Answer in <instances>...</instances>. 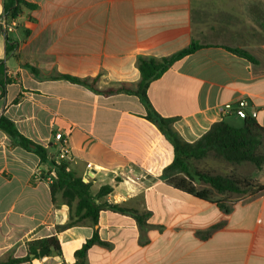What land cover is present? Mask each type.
<instances>
[{
  "label": "crops",
  "instance_id": "crops-1",
  "mask_svg": "<svg viewBox=\"0 0 264 264\" xmlns=\"http://www.w3.org/2000/svg\"><path fill=\"white\" fill-rule=\"evenodd\" d=\"M25 1L36 8L0 36V61L13 81L0 116L35 144L53 146L54 157V134L69 135L68 169L91 185L95 202L147 216L141 226L134 215L105 207L98 218L103 244L91 247L83 264H264V188L209 201L179 190L172 179L196 192L210 187L178 171L165 176L174 147L137 95H105L60 77L96 80L101 92L136 84L139 58L161 60L200 44L205 48L151 83L153 110L186 143L222 121L242 127L235 110L222 114L227 104L246 102L244 111L264 129V0ZM7 36L15 45L9 56ZM210 162L192 161L191 170L206 173ZM234 167L226 176L236 174ZM49 171L0 131V264L26 257L30 242L53 237L61 254L20 264H77L75 253L93 237L89 225L67 227L69 206L60 195L53 200L43 177ZM248 171L244 179L264 186V165ZM104 187L111 193L97 198Z\"/></svg>",
  "mask_w": 264,
  "mask_h": 264
},
{
  "label": "trees",
  "instance_id": "trees-1",
  "mask_svg": "<svg viewBox=\"0 0 264 264\" xmlns=\"http://www.w3.org/2000/svg\"><path fill=\"white\" fill-rule=\"evenodd\" d=\"M36 5L26 2L25 0H4L3 14L11 20H18L24 10H33ZM3 28L0 24V36L4 35ZM6 35V34H5ZM15 45L7 36V56L14 50ZM205 48L200 44H191L186 49L161 60L154 58H139L138 68L140 71V80L136 84L123 83L117 88H110L105 91H98L95 87L96 80L92 84L87 80H81L69 76H60L75 83H80L91 87L93 90L111 95L115 93H128L137 95L145 104L148 110V118L157 124L166 138L172 143L175 150V158L173 164L165 170V176L170 172L178 171L182 175H186L189 181L203 182L210 187V190L196 192L191 184H186L184 180L175 182V187L184 191L196 198L210 200L214 196H229V195H250L254 196L260 193L264 186L259 183H252L246 179H236L228 176H215L208 173L192 172L191 162L204 159H214L224 161L232 166L242 167L251 165L256 170H261L264 165L263 137L264 129L257 123L256 119L251 116H246L242 127L235 128L226 122H219L211 127V129L203 135L195 143L182 142L177 135L171 130L169 119H164L155 112L150 104L147 91L151 83L159 79L166 73L177 61L195 53L196 51ZM227 50L238 54L250 61L254 59L247 52L226 47ZM13 81L7 75V68L4 60L0 61V100L6 96L7 87ZM0 131L7 134L11 140L18 146L34 152L41 159V163L48 164L51 171L44 174L47 179L51 172L55 173L54 182L50 185L53 200L56 195H60L62 201L69 206V221L67 227L78 225H89L94 228V235L90 240H87L82 248L75 253L77 264H83L87 252L94 245H102V241L98 234V218L100 212L109 207L120 212L130 213L136 217L141 226L145 224L146 215L139 214L136 211L125 210L113 205H99L90 196L91 185L84 182L74 172L68 169L66 162L58 163L55 157L51 155L50 150L53 146L43 147L35 144L25 136H23L15 124L5 116H0ZM111 193L110 187L102 188L97 194V198H102ZM217 205L225 212L227 208L222 202ZM55 247L54 251H49V254H61L59 242L56 238H48L35 240L28 245V254L23 258H10L2 264H20L32 260L39 259V252L49 250Z\"/></svg>",
  "mask_w": 264,
  "mask_h": 264
},
{
  "label": "built area",
  "instance_id": "built-area-1",
  "mask_svg": "<svg viewBox=\"0 0 264 264\" xmlns=\"http://www.w3.org/2000/svg\"><path fill=\"white\" fill-rule=\"evenodd\" d=\"M0 24L3 28V31L6 35L14 32L18 26L17 20H11L5 16L0 17ZM246 102H239L235 107L232 104H227L222 108V114H227L232 110H235L236 115L244 119L247 114L244 111ZM55 143L59 146L58 154L55 157L56 162H66L71 157V147L69 145V135L64 134L63 132H57L53 136ZM55 173L51 172V175L46 179V182L51 184L54 181Z\"/></svg>",
  "mask_w": 264,
  "mask_h": 264
},
{
  "label": "rangeland",
  "instance_id": "rangeland-1",
  "mask_svg": "<svg viewBox=\"0 0 264 264\" xmlns=\"http://www.w3.org/2000/svg\"><path fill=\"white\" fill-rule=\"evenodd\" d=\"M210 160H211L210 164H208L207 167H205L206 173L211 174V175H215V176H226L229 174V171H230L229 168L232 165L227 164L224 161L214 160L212 158H210ZM251 167H252L251 165H246V166H242V167H234L236 174H233L232 177H235L236 179H241V180L244 179V177L249 174L248 170H250ZM51 184H53V183H51Z\"/></svg>",
  "mask_w": 264,
  "mask_h": 264
},
{
  "label": "water",
  "instance_id": "water-1",
  "mask_svg": "<svg viewBox=\"0 0 264 264\" xmlns=\"http://www.w3.org/2000/svg\"><path fill=\"white\" fill-rule=\"evenodd\" d=\"M55 247H51L49 250H43L39 252V257L43 258L48 255L49 251H54Z\"/></svg>",
  "mask_w": 264,
  "mask_h": 264
}]
</instances>
